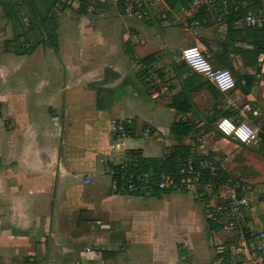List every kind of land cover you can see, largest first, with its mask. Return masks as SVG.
Returning a JSON list of instances; mask_svg holds the SVG:
<instances>
[{"label": "crops", "instance_id": "obj_1", "mask_svg": "<svg viewBox=\"0 0 264 264\" xmlns=\"http://www.w3.org/2000/svg\"><path fill=\"white\" fill-rule=\"evenodd\" d=\"M91 1L60 0L57 48L41 45L27 55L4 50L2 39L15 32L1 28L0 16V264H77L103 251L110 264H143L146 250L155 264H212L211 236L226 247L231 240L222 229L210 232L208 199L120 193L109 169L130 150L163 158L176 145L190 147L217 158L226 178L251 183L247 223L264 229V207L252 201L264 200V135L249 147L216 128L226 112L235 117L238 110L264 125V0H218L203 22L192 15L199 25L162 29L113 2ZM244 13L257 19L256 31L240 19ZM190 46L215 64L227 60L236 89L223 94L181 62ZM151 54L167 75V99L187 96L190 111L150 96L137 62ZM122 119L133 122L126 138L115 135ZM175 123L188 135L175 137Z\"/></svg>", "mask_w": 264, "mask_h": 264}, {"label": "built area", "instance_id": "obj_2", "mask_svg": "<svg viewBox=\"0 0 264 264\" xmlns=\"http://www.w3.org/2000/svg\"><path fill=\"white\" fill-rule=\"evenodd\" d=\"M108 1L116 4L125 15L134 16L139 20H153L157 16L165 25L190 22L192 26L199 25L198 21L192 18L194 13L211 9L217 3V0H191L187 9L175 11L162 0ZM188 14L191 17H188ZM244 21L246 25L252 27L258 23L252 16H247ZM181 58L194 73L213 83L221 93L227 94L236 89L237 80L233 73L229 69L214 67L200 48L190 46L182 49ZM141 67L145 72L150 96L154 99L165 96L168 88L157 73L161 70L158 61L148 67ZM216 128L244 146H255L261 139L260 128L253 125L246 113L241 110L237 111L235 117L220 118ZM132 130V120L122 119L115 124V135L118 138L128 137ZM149 132L150 130H147V133ZM124 163L125 158L120 164ZM218 163L217 158L210 157L205 162L197 164L194 157L190 156L175 174L157 175L153 172L124 171L118 175L112 168L109 169V174L112 178L116 176L120 182V186H115V190L120 193L144 196L151 194L155 188L161 191L170 188L172 191L193 194L198 200L212 201L205 206L206 218L222 224V231L227 239L231 240L230 246L226 247L218 243L215 236H211V241L216 245L212 264H225L228 260L236 264H248L249 261L252 264H264V229L255 230L247 223L251 190L240 180L221 176L220 171L223 168ZM89 261L82 260L77 264H110L102 256Z\"/></svg>", "mask_w": 264, "mask_h": 264}, {"label": "trees", "instance_id": "obj_3", "mask_svg": "<svg viewBox=\"0 0 264 264\" xmlns=\"http://www.w3.org/2000/svg\"><path fill=\"white\" fill-rule=\"evenodd\" d=\"M42 0H22L20 4L15 3L14 0H0V6L4 9V17L7 20L12 22H21L23 16L21 13L26 11L28 15V21L31 26L30 30L26 32L24 26H21V33L18 34L14 39L7 40L4 45V50L6 52H10L13 48L15 49L16 54L18 55H27L33 53L37 47L41 45H50L52 47L57 48L58 46V36L56 33L58 16L54 15L52 18L49 17L50 10H54L55 6L58 5L60 0L54 2L51 5V9H41L39 8V3ZM165 4L169 6V8L180 11L182 9H187L191 0H162ZM218 1V0H217ZM221 2L220 0L218 1ZM62 7H66L65 4L62 3ZM83 9H86L84 5H82ZM206 10L199 12L198 16L196 17L201 22H203L204 18L206 17ZM246 17V13L242 15L241 20ZM236 18L235 20H237ZM53 21L55 23V30L49 31L44 30L43 26L49 22ZM230 22V21H229ZM253 30H257L256 26L251 27ZM128 54H131L130 50L127 51ZM156 54H151L137 62V65L148 67L157 61ZM218 62L220 66L227 69L229 66V62L222 57H218ZM158 102L165 107L174 108L179 112H188L192 109V103L187 96H181L178 99H167V96H162L158 99ZM231 112H226L224 114L225 117H230ZM185 128L179 124L175 123L172 126L171 132L177 138H181L183 136L188 135L189 131H185ZM187 129V128H186ZM261 130V137L264 135V125L262 126ZM192 149L190 147L184 145H176L170 154L165 155L163 158H147L144 156L141 150H130L125 155V163L124 164H117L110 166L112 169L115 170L116 174H121L124 171H135L139 173L145 172H153L157 175L166 173V174H175L179 171V169L183 166V164L188 160L190 156L194 157V160L197 164L205 162L209 159L210 155L207 157H202L198 155H192ZM194 154V153H193ZM220 166V163H218ZM110 168V169H111ZM221 176L225 177L226 174L224 171H220ZM226 178V177H225ZM117 184H116V182ZM114 186H120V182L118 181L117 177L113 178ZM171 193L173 192L170 188L165 191H161L158 188L153 189L151 194L149 195H159L161 193ZM140 196V195H137ZM209 225V230L211 231H219L223 228L222 224L216 223L211 220H207ZM102 257L107 260L110 257V253L103 251L101 252Z\"/></svg>", "mask_w": 264, "mask_h": 264}, {"label": "rangeland", "instance_id": "obj_4", "mask_svg": "<svg viewBox=\"0 0 264 264\" xmlns=\"http://www.w3.org/2000/svg\"><path fill=\"white\" fill-rule=\"evenodd\" d=\"M88 1H90V0H88ZM108 0H92L91 2L92 3H101V4H106V6H109V1L107 2ZM22 2V0H16V2L15 3H17V4H20ZM54 2H57V0H42L40 3H39V8H41V9H43V10H45V9H51V5H53V3ZM83 5L85 6V7H87V5H86V3H83ZM56 9H58V10H60V6H55V8H54V10L52 11V10H50V14H49V17L50 18H52L54 15H57V11H56ZM0 16H2V17H4V9H3V7L2 6H0ZM21 16H23V19H22V21L21 22H12V21H10V20H7V19H5V21L3 22V23H1V28H3V30H6V26H10V28L12 27L13 28V30H14V32H15V37L18 35V34H20L21 33V26H22V24H23V26H24V29H25V31L24 32H26L27 30H30L31 29V26H30V24H29V21H28V15L26 14V11H23L22 13H21ZM5 18V17H4ZM7 22V23H6ZM151 22L153 23V24H155V25H152L153 27H156L157 29H162L163 27H161V25L163 26V23H162V20L161 19H159L157 16H155L154 17V19L153 20H151ZM55 23L53 22V21H49V22H47L44 26H43V29L46 31V30H49V31H53V30H55ZM7 42V40H3L2 39V41H1V44L2 45H5V43ZM199 47V46H198ZM200 48V47H199ZM181 62H184L183 60H182V58H181V60H180ZM213 65H214V67H216V68H222L220 65H218V64H215V63H213V62H211ZM163 65L165 66V67H167V66H169L170 65V61L167 59V58H165V59H163ZM161 71V72H160ZM160 71H158V75L160 76V78H161V80H162V82L165 84V81L167 80V75H166V73L163 71V69L162 70H160ZM144 75H145V73H144ZM234 115V114H233ZM250 147V146H249ZM256 153V155H254L255 157V162H257L256 164L261 168V155H260V153L259 152H255ZM233 178H235V179H237V180H240V178H236V177H233ZM245 183L246 184H251V183H249V182H246L245 181ZM157 198H159V197H157ZM252 201H253V204H255V205H258V206H263L264 207V200L263 199H261V198H259L258 196H254V197H252ZM156 201V198L155 199H153L152 200V202H155ZM262 207V208H263ZM142 257H144V260H142V262H143V264H155L154 263V261H153V256H152V254H151V252H148L147 250L145 251V252H143L142 253ZM158 264H159V262H158Z\"/></svg>", "mask_w": 264, "mask_h": 264}]
</instances>
